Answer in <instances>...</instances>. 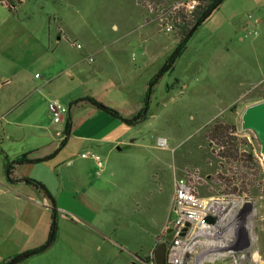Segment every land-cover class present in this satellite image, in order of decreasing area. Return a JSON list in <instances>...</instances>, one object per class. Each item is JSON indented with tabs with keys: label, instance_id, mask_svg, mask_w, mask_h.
Masks as SVG:
<instances>
[{
	"label": "rangeland",
	"instance_id": "rangeland-1",
	"mask_svg": "<svg viewBox=\"0 0 264 264\" xmlns=\"http://www.w3.org/2000/svg\"><path fill=\"white\" fill-rule=\"evenodd\" d=\"M258 1L224 0L154 87L148 121L131 127L134 146L110 161L114 173L109 207L114 211L108 210L106 237L97 238L91 264H151L155 251L145 259L149 246L156 242V249L172 238L164 226L170 217L176 178L193 182L201 196L224 197L230 205L225 235L232 240L226 247L220 238L210 240L194 264H264V157L254 133L241 129L245 110L264 101V24L257 22L264 18V2ZM133 2L136 0H27L17 13L0 4V63H5L3 69L0 67V85H13L11 72L21 64L11 58H17L13 54L19 47L11 37L21 34L19 23L30 22L31 13L39 19L38 15H43L40 6L52 17L69 5L86 10L87 15L80 20L82 36L74 42L81 47H88L94 29L96 33L108 19V35H113L111 23H116L122 35L129 31L147 39L149 45L153 43L146 70L141 72L142 78L151 75L149 83L175 53L180 29L192 24L196 9L187 11L189 0H138L148 15L152 13L157 19L149 24L151 28L146 20L145 27L138 29L142 21L126 14L127 5ZM111 5L112 16L106 11ZM163 12L175 25L173 33L162 28ZM255 31L256 36L245 37ZM74 48V54L81 51ZM129 57L134 62L145 59L137 49ZM36 73L41 74L33 70L29 76L40 83ZM145 86L143 100L149 89ZM215 123L234 129L230 137L240 144L243 162L227 163L217 158L216 142L212 146L217 152L212 154L206 134ZM160 140L165 146L159 145Z\"/></svg>",
	"mask_w": 264,
	"mask_h": 264
},
{
	"label": "crops",
	"instance_id": "crops-1",
	"mask_svg": "<svg viewBox=\"0 0 264 264\" xmlns=\"http://www.w3.org/2000/svg\"><path fill=\"white\" fill-rule=\"evenodd\" d=\"M26 4L27 0L21 7ZM126 9L127 16L131 14L128 18L142 21L138 29L145 27L146 20L148 28L157 20L152 13L149 19L138 0ZM40 11L43 15L39 14V19L31 13L30 22L19 23L21 34L11 37L19 47L13 54L17 58H11L21 64L11 72L14 84L0 85V263L42 245L48 238L52 205L43 193L24 181L32 179L42 183L55 199L60 233L52 248L23 264H91L96 240L106 237L108 212L114 209L109 207L114 173L110 161L134 146L130 142L134 133L131 127L90 105H69L76 99L92 97L125 117L133 116L143 106V92L151 75L142 78L141 72L146 70L153 43L149 45L147 39L132 36L129 31L122 35L116 23H111L113 35H108V19L96 33L94 29L88 47L74 54L73 43L82 36L80 20L87 15L86 10L69 5L62 14L52 17L44 6ZM106 11L112 16V5ZM257 22L264 24V18ZM136 49L145 56L141 62L129 57ZM0 67L3 69L5 63ZM33 70H40L41 74H35L40 83L30 78ZM138 85L144 86L141 89ZM51 99L68 107L72 118V132L64 145L65 123L53 122L48 111ZM3 155L9 161L23 157L37 163L18 166L13 174L17 182L9 183ZM91 155L101 157L103 168ZM155 247L156 242L149 246L145 259Z\"/></svg>",
	"mask_w": 264,
	"mask_h": 264
},
{
	"label": "trees",
	"instance_id": "trees-1",
	"mask_svg": "<svg viewBox=\"0 0 264 264\" xmlns=\"http://www.w3.org/2000/svg\"><path fill=\"white\" fill-rule=\"evenodd\" d=\"M200 5L196 8L193 13L194 21L191 25H184L180 29V40L177 46L175 53L170 57L169 62L163 66V68L150 80L148 83L149 89L146 93V96L143 100L142 108L135 113L131 117H125L119 111L105 105L102 102L92 98V97H85L80 98L72 101L70 103V108L83 106V105H90L97 110H100L107 116L112 119L119 120L123 124L129 127H137L149 119V103L152 97L154 87L158 84L161 77L166 74L167 72L171 71L174 64L176 63L177 59L182 55L184 50L187 48V45L197 29L202 26V24L210 18V16L216 11L220 5L224 2V0H200ZM0 4L5 6L6 9L10 13H17L16 11L19 10L23 4V0H0ZM197 25L196 28H194ZM72 118L71 116H67V120L65 122V128L63 131L64 140L62 145H64L71 135L72 132ZM234 129L230 126L222 125L221 123H215L214 125L210 126L208 133L206 134V140L212 148V154H216L217 149L212 146V143L216 142L215 144L219 147V151L217 154V158H220L222 161L227 163H236V162H243V158L245 157L244 153H241L240 144L235 141L232 137H230V133H232ZM4 159V175L6 180L9 183L17 182L13 178V174L15 169L18 166L22 165H33L37 163L36 160H28L23 157L17 158L13 161H9L7 156L3 155ZM246 161V160H245ZM23 181V180H22ZM27 184L34 187L41 193H43L48 200L51 202L52 210H51V223L49 227L48 238L44 244L26 251L22 254H17L8 259L4 260L0 264H23L29 258L34 256L41 255L47 252L52 246L56 244L59 238V211L56 207L55 199L53 198L52 194L47 190V188L40 182L32 179H25L24 180ZM23 254H29L28 258H23Z\"/></svg>",
	"mask_w": 264,
	"mask_h": 264
},
{
	"label": "built area",
	"instance_id": "built-area-1",
	"mask_svg": "<svg viewBox=\"0 0 264 264\" xmlns=\"http://www.w3.org/2000/svg\"><path fill=\"white\" fill-rule=\"evenodd\" d=\"M199 6L200 0H194L185 5L187 11L195 10V3ZM166 33H173L175 25L163 12L160 18ZM258 33L248 32L246 38ZM77 49H81L80 44L73 43ZM93 62L92 58L87 59ZM48 111L55 124L65 123L69 113L68 107L64 106L57 99H51L48 104ZM159 145L165 146V141L160 140ZM100 168L104 164L100 156L91 155ZM82 157H87L83 154ZM174 196L172 200L171 214L164 232L170 231L172 238L166 240V264H194L199 251L204 249L210 240L220 238L222 246L226 247L231 241L225 231L228 229L226 218L229 215L230 205L228 199L224 197H203L194 186V183L186 178H176L174 180ZM212 218V222H206L205 218ZM235 227V225H234ZM224 240V241H223ZM226 240V241H225ZM151 264H156L153 260Z\"/></svg>",
	"mask_w": 264,
	"mask_h": 264
},
{
	"label": "water",
	"instance_id": "water-1",
	"mask_svg": "<svg viewBox=\"0 0 264 264\" xmlns=\"http://www.w3.org/2000/svg\"><path fill=\"white\" fill-rule=\"evenodd\" d=\"M197 25L194 27L196 28ZM241 129L243 131H252L261 146V154L264 157V101L249 106L242 116ZM206 222H212L213 219L205 218ZM168 234L171 232L168 231ZM23 258H28L29 254H23ZM154 261L156 264H166V243H161L154 252Z\"/></svg>",
	"mask_w": 264,
	"mask_h": 264
},
{
	"label": "flooded vegetation",
	"instance_id": "flooded-vegetation-1",
	"mask_svg": "<svg viewBox=\"0 0 264 264\" xmlns=\"http://www.w3.org/2000/svg\"><path fill=\"white\" fill-rule=\"evenodd\" d=\"M168 241V240H167Z\"/></svg>",
	"mask_w": 264,
	"mask_h": 264
}]
</instances>
